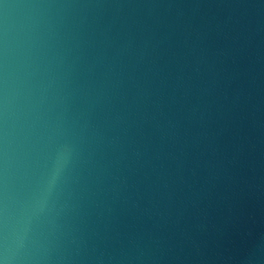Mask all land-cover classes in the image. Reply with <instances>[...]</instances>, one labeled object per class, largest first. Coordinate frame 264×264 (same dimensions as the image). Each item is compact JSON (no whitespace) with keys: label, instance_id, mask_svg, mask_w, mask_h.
<instances>
[{"label":"water","instance_id":"1","mask_svg":"<svg viewBox=\"0 0 264 264\" xmlns=\"http://www.w3.org/2000/svg\"><path fill=\"white\" fill-rule=\"evenodd\" d=\"M0 264H264V0H0Z\"/></svg>","mask_w":264,"mask_h":264}]
</instances>
